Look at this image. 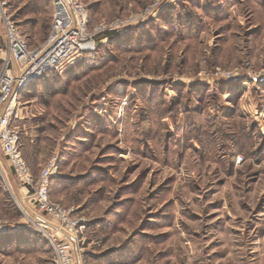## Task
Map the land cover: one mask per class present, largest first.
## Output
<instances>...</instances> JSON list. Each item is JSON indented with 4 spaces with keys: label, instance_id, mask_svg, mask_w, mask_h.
<instances>
[{
    "label": "rangeland",
    "instance_id": "rangeland-1",
    "mask_svg": "<svg viewBox=\"0 0 264 264\" xmlns=\"http://www.w3.org/2000/svg\"><path fill=\"white\" fill-rule=\"evenodd\" d=\"M2 1L39 46L51 2ZM79 1L95 50L26 86L13 123L75 231L0 150V264H53L55 238L75 264H264V0Z\"/></svg>",
    "mask_w": 264,
    "mask_h": 264
},
{
    "label": "built area",
    "instance_id": "built-area-1",
    "mask_svg": "<svg viewBox=\"0 0 264 264\" xmlns=\"http://www.w3.org/2000/svg\"><path fill=\"white\" fill-rule=\"evenodd\" d=\"M49 1L52 14L48 35L39 46L31 48L7 13L6 1L0 0V150L14 179L31 196L35 208L52 215L65 233L72 234L76 222L71 219L70 212L49 198L50 179L58 174L56 160L50 159L35 180L22 154L20 131L13 124L20 117L17 98L26 86L50 72H61L96 48L84 4L79 0ZM138 18L142 21L144 17ZM132 20L137 21L136 18ZM128 21L116 20L109 29H125L130 25ZM50 241L55 254L53 264H75L65 241L56 238Z\"/></svg>",
    "mask_w": 264,
    "mask_h": 264
},
{
    "label": "crops",
    "instance_id": "crops-1",
    "mask_svg": "<svg viewBox=\"0 0 264 264\" xmlns=\"http://www.w3.org/2000/svg\"><path fill=\"white\" fill-rule=\"evenodd\" d=\"M50 20H51V16H50ZM49 28H50V22H49ZM48 32H49V30H48ZM47 35H48V33H47ZM47 37V36H46ZM24 156V155H23ZM25 158V157H24ZM25 160H26V162H27V164H28V166H29V168L31 167L30 166V164H29V162H28V160L25 158ZM31 170V169H30ZM33 174V173H32ZM14 181L16 182V184H17V186H18V188H17V192H18V194L22 197V198H30L31 199V196L29 195V194H26L25 193V191L21 188V187H19V184L17 183V181L14 179Z\"/></svg>",
    "mask_w": 264,
    "mask_h": 264
},
{
    "label": "bare ground",
    "instance_id": "bare-ground-1",
    "mask_svg": "<svg viewBox=\"0 0 264 264\" xmlns=\"http://www.w3.org/2000/svg\"><path fill=\"white\" fill-rule=\"evenodd\" d=\"M58 231H59L60 233H62V234H64V232H65V230L62 229L60 226H58Z\"/></svg>",
    "mask_w": 264,
    "mask_h": 264
},
{
    "label": "trees",
    "instance_id": "trees-1",
    "mask_svg": "<svg viewBox=\"0 0 264 264\" xmlns=\"http://www.w3.org/2000/svg\"><path fill=\"white\" fill-rule=\"evenodd\" d=\"M107 34H109V33H107ZM2 45V41L0 42V46Z\"/></svg>",
    "mask_w": 264,
    "mask_h": 264
}]
</instances>
